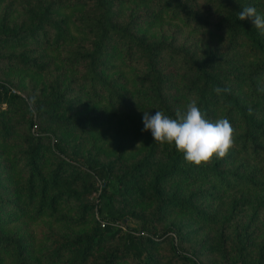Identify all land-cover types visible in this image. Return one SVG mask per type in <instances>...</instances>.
<instances>
[{"label": "trees", "instance_id": "trees-1", "mask_svg": "<svg viewBox=\"0 0 264 264\" xmlns=\"http://www.w3.org/2000/svg\"><path fill=\"white\" fill-rule=\"evenodd\" d=\"M118 1L40 0L27 7L21 23L0 19V68L50 73L29 99L13 91L17 83L0 76V264H200L173 244L166 257L158 252L168 233L183 239L190 232L183 223L165 225L170 212L218 222L216 237L223 246L231 241L236 206L264 202V35L250 19H238L244 7L260 12L261 1L132 0L149 2L152 12H165L194 31L241 45L253 58L246 67L233 66L234 59L217 52L199 55L174 36L150 39L143 32L150 15L147 20V14L132 10L120 21ZM63 6L83 12L75 32L55 16ZM40 40L58 53L60 67L42 54L2 52ZM233 86L244 88L247 97ZM216 87L230 91L218 95ZM83 91L89 100L82 101ZM33 98L35 114L29 108ZM192 100L208 119L231 123L234 146L226 158L188 165L174 145L154 142L144 125L131 133L117 130L102 158L99 135L89 145L84 140L117 115L143 119L145 111H162L174 118ZM91 104L100 110L88 116ZM138 140L141 150L136 155V147L132 155L128 149ZM173 185L196 188L183 194ZM220 205L227 214H220ZM17 219L43 225L37 242L7 231ZM245 242H235V249L248 252ZM256 249L257 260H264V239Z\"/></svg>", "mask_w": 264, "mask_h": 264}, {"label": "rangeland", "instance_id": "rangeland-1", "mask_svg": "<svg viewBox=\"0 0 264 264\" xmlns=\"http://www.w3.org/2000/svg\"><path fill=\"white\" fill-rule=\"evenodd\" d=\"M40 0H0V19L7 18L9 22L21 23V21L26 19L25 10L28 6L35 7L36 3ZM261 1L262 5H257V2L252 1L257 5L258 9H261L258 12L261 15H264V0ZM148 2V1H147ZM146 2L136 5L132 0H119L116 6L118 11L119 20H124V18L132 11L135 10L141 14H147L145 19L148 20L147 24L143 25V32L150 39H155L156 37L165 34L168 37L174 36L178 44H183L191 47L197 51L200 55L206 51L217 52L221 57L232 58L233 66L235 63L244 65L245 67L253 61V58L247 56L244 53L243 47L241 45H228L221 41L220 38H217L215 35L210 32H198L191 29L189 26H185L178 19H171L168 17L167 13L163 12L161 15H158L156 11L152 12L150 6ZM56 17L64 18L66 21V26L70 31H74V24L78 21L77 18L82 16V11L79 7H57L56 8ZM142 20V19H141ZM44 41V42H43ZM40 40L36 43L28 42L15 47H7L2 52H13L17 53L18 51H25L28 55H38L42 54V59H51L52 64L55 67H60L61 62L58 58V53L51 52L47 46L43 43L46 40ZM66 44L60 46V54L65 52ZM50 51V52H49ZM1 54V52H0ZM50 73H44L42 75L34 73H23L22 71L15 72L11 70L8 65H2L0 68V76L8 78L13 84L17 83L13 91L18 92L25 99H29V96L34 89H38L40 84L45 83L48 79ZM181 78V77H180ZM15 85V84H14ZM234 91L240 96L247 97V92L244 88H237L233 86ZM82 101H87L90 99L89 94L86 91L82 92ZM71 105H77V102H72ZM100 108H97L95 105L91 104L88 111L85 113L88 116L96 114ZM110 125H105L100 128L98 132L95 131V135L89 137L85 134L84 140L87 142V145L95 142L94 136L97 137V144H102L101 152L98 153V158L104 157L106 155L105 143L112 144L115 138H112L114 133L117 130H124L126 127L127 133H131L133 130L142 128L143 119L140 117L132 116L131 119L127 118L126 115H117ZM18 129H22L21 127ZM30 130V129H29ZM34 128L31 129L33 131ZM27 131V130H26ZM106 139V140H105ZM103 140V142H102ZM53 141H51V145ZM140 141L138 140L135 145H132L128 152L132 155L135 154L136 147H140ZM2 147L0 146V149ZM9 146L5 148V154L8 152ZM141 148L136 152L139 153ZM93 152V151H92ZM127 152V153H128ZM142 152V151H141ZM128 155H130L128 153ZM3 159V158H2ZM196 188L194 185H173L171 189H180L181 193L185 194L187 191ZM264 202L260 205H250V206H241L237 205L235 210L237 211L238 217L236 220L229 222V229L231 231V241L225 242L223 246H219L218 239L216 237V232L218 228V222L213 224H205L197 219L193 218L187 214H180L175 212H170L167 219L163 221L165 225H170L173 221L177 223H183L184 230L190 231L188 234L184 235V238H179L174 233H168L167 237L169 241L162 244L159 247L158 252L163 254L162 257H166L168 254H171L169 251L170 244H173L176 248V251L181 254L191 255L200 264H264V260L261 258V261L257 260L258 244L264 239ZM9 213H12V210H7ZM228 213V208L220 205V214ZM97 217L96 214H94ZM236 221V222H235ZM60 227H68V224L59 222ZM43 225L40 222H23L21 219H17L14 222H11L7 225V231H13L15 234H23L24 236L30 235L34 242L38 241L39 234ZM162 228L158 227L157 232L161 233ZM165 237V236H164ZM242 242L246 240L245 245L243 246L248 248V252H240L235 249V242ZM196 251L194 254L192 251Z\"/></svg>", "mask_w": 264, "mask_h": 264}, {"label": "clouds", "instance_id": "clouds-1", "mask_svg": "<svg viewBox=\"0 0 264 264\" xmlns=\"http://www.w3.org/2000/svg\"><path fill=\"white\" fill-rule=\"evenodd\" d=\"M238 19H250L254 27L264 35V15L255 7H244ZM219 95L229 92L227 88H214ZM34 98L29 100V108L35 114ZM251 108L249 113L251 114ZM143 131L151 132L154 142L174 145L176 151L183 154L188 165L197 167L210 164L213 159H224L234 146V129L227 118L210 120L195 100L186 104L183 110L177 109L170 117L162 111L143 112Z\"/></svg>", "mask_w": 264, "mask_h": 264}, {"label": "built area", "instance_id": "built-area-1", "mask_svg": "<svg viewBox=\"0 0 264 264\" xmlns=\"http://www.w3.org/2000/svg\"><path fill=\"white\" fill-rule=\"evenodd\" d=\"M101 225L104 226L105 225V221H101Z\"/></svg>", "mask_w": 264, "mask_h": 264}]
</instances>
